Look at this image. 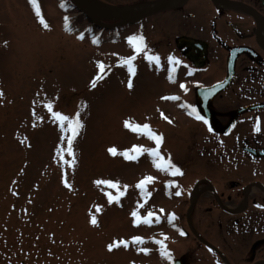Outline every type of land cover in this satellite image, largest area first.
Instances as JSON below:
<instances>
[{
  "label": "rangeland",
  "instance_id": "obj_1",
  "mask_svg": "<svg viewBox=\"0 0 264 264\" xmlns=\"http://www.w3.org/2000/svg\"><path fill=\"white\" fill-rule=\"evenodd\" d=\"M38 4L47 29L29 0H0V264H169L153 241L166 245L171 262L224 263L217 252L192 242L189 227L228 257L222 239L232 240L229 259L235 264L239 235L264 226V212L224 213L221 206L229 204L228 197L236 191L225 183L213 209L198 210L212 186L220 183L218 169L199 184L197 178L181 180L170 170L159 171L148 155L157 151L156 144L124 127L126 121L141 128L148 125L162 137L158 153L163 162L170 161L184 174L204 176L199 166L205 159L191 146L193 123L168 115L173 110L161 99L157 66L145 58L149 54L129 72L128 40L138 37V31L89 37L86 21L64 0ZM103 39L109 41L100 43ZM53 113L69 120L79 115L83 125L72 145L74 166L73 157L66 155L71 138L67 125L61 131ZM175 122L182 123L181 130H171ZM133 148L144 153H133ZM109 149L118 155L111 156ZM146 178L152 182L141 192L137 185ZM254 191L250 188L248 194ZM133 212L142 219L151 214L159 223L153 219L152 227H134ZM137 238L145 243L132 245ZM121 241L128 243L127 250L121 246L107 251Z\"/></svg>",
  "mask_w": 264,
  "mask_h": 264
},
{
  "label": "flooded vegetation",
  "instance_id": "obj_2",
  "mask_svg": "<svg viewBox=\"0 0 264 264\" xmlns=\"http://www.w3.org/2000/svg\"><path fill=\"white\" fill-rule=\"evenodd\" d=\"M84 1L85 7L90 3L131 9L167 7L136 22H124L122 16L103 20L104 24L114 25L109 28L91 26L84 15L80 16L95 36L138 31L144 38L146 52L137 54L130 46L125 59L135 56V67L145 54L159 57V66L155 64L160 96L173 110L168 115L193 123L189 125L195 135L191 146L205 159L204 165L199 166L205 171L204 176L186 172L180 176L181 180L197 178L199 184L209 179L213 169L219 171L220 183L212 186L210 195L200 203L198 210H212V202L223 194L225 183L236 191L233 197H228L229 204L221 206L224 213L235 216L247 211L264 212V176L256 175L264 174V0ZM169 57L180 64H169ZM217 84H222L223 90L211 97L205 89ZM181 85L185 86L183 90ZM185 105L196 108L202 120L208 123L194 119ZM257 121L259 131L255 130ZM170 125L171 130L176 131L181 130L178 125L182 123ZM250 188L255 191L248 194ZM191 209L192 204L188 211ZM189 230L193 243L217 252L225 258L222 264H234L233 257L232 261L229 259L233 255L232 240L222 239L228 257L217 250L216 243L202 237L192 227ZM238 240L235 264H264V226L244 229Z\"/></svg>",
  "mask_w": 264,
  "mask_h": 264
},
{
  "label": "snow or ice",
  "instance_id": "obj_3",
  "mask_svg": "<svg viewBox=\"0 0 264 264\" xmlns=\"http://www.w3.org/2000/svg\"><path fill=\"white\" fill-rule=\"evenodd\" d=\"M29 4L32 6L33 10H34V14L35 16L38 18L39 20V23L45 28L47 29V24L45 23V20L43 19L42 17V13H41V9L39 7V4H38V0H29ZM61 7L63 8L64 5L61 4ZM65 23L67 25V18H65ZM70 27V26H69ZM78 39L80 40H83L84 37L83 36H79ZM93 43H95V41H93ZM128 44L132 47L133 51L137 54H140L141 52H146V47H145V44H144V38L142 36H138V37H131L129 38L128 40ZM145 58L150 62V63H157V66L158 65V61H159V57H153L151 55H146ZM135 60V56L132 57L131 59L127 60L126 61V64L128 65V68H129V72L132 73L133 72V62ZM169 64H176V65H179L180 62L178 60H175L174 58L172 57H169ZM98 67H100L101 69H103L105 66L104 65H99ZM101 79V76H97L96 77V80L99 81ZM170 82H175L174 80H171L170 79ZM93 87H95V82L93 83L92 85ZM181 89L183 90L184 89V85H181L180 86ZM129 88L131 89V83H129ZM3 97V94L0 93V98ZM164 99H172V100H176L178 98L176 97H165ZM48 111L51 113L52 111V105L51 104H48L46 105ZM185 110L188 111V114L193 116L194 119H196L197 121H201L203 122L204 124H207V120H202V117L197 113V109L194 108V107H189L188 105H185ZM52 118L53 120L59 122L60 126H61V131H64L65 130V125H67V132L70 134L71 138L67 140V151H66V155L69 156V157H73L72 159V165L74 166L75 165V159H74V153L72 151V145H73V142H74V139L75 137L78 135L79 133V130L83 127L82 124H80L79 122V115H77V117L75 119H72V120H69L68 118L64 117L63 115H60V114H57V113H53L52 114ZM124 127L127 131L129 132H133L135 134H137V136H146L149 140L153 141L155 144H156V148H157V151H152V152H149L148 155L153 158V162L157 168V170L159 171H171V174L173 176H182L183 173L181 172V170L179 168H175L171 162H163L162 161V158L160 157L159 153H158V149L160 147V144L162 142V137H159V136H156L153 134V132L151 131V129L149 128L148 125H145L143 126V128L139 127V126H135L129 122H125L124 123ZM256 131H259L260 130V122L257 121L256 123ZM209 131L211 132V128H209ZM22 144L25 143L24 140H21L20 141ZM132 152L133 153H137V154H143L144 153V149H141V148H133L132 149ZM109 154L113 157H115L116 155H118L117 151L115 149H109ZM61 155V158H63V155L64 153L61 152L60 153ZM126 160L130 159V155L129 153L125 152L122 154ZM136 159H138V156L135 157ZM152 182L151 181V178H146L144 181L141 182V184L137 185V188L141 191V192H144L145 191V185H147L148 183ZM98 185L100 183H104L102 181H97L96 182ZM64 186L66 188H69L70 185L65 181V184ZM108 188H117V185L115 184H112V183H107L106 185ZM169 187H178L177 185H169ZM176 195L179 196L180 195V192L177 191L176 192ZM108 200L109 202L111 203L113 201V197L111 195L108 196ZM99 211V210H97ZM155 219L157 223H159V218L158 217H152L151 214H149L148 218L147 219H142L140 218L136 212H133L132 214V220L134 221V224L133 226L134 227H139L141 223H143L144 225L148 226V227H152V223L151 221ZM175 220V217L173 216L171 219H170V223L172 221ZM91 223L93 226H96L97 224V221L95 219V217L92 218L91 220ZM181 235H183V233H180ZM163 239H167V237H164ZM132 245L136 246V245H143L145 243V241L143 240H140V239H133L131 242H130ZM153 243H156L158 244L159 248L161 249V252H160V255L162 258L166 259L169 261V264H171V259H172V256H171V253L167 251L166 249V245L163 244L162 242L160 241H153ZM124 247L125 250L128 249V243L127 242H114L113 245H110L108 248H107V251L109 253H111L113 250H114V247L118 248V247ZM149 253L147 251L144 252V255H148Z\"/></svg>",
  "mask_w": 264,
  "mask_h": 264
},
{
  "label": "water",
  "instance_id": "obj_4",
  "mask_svg": "<svg viewBox=\"0 0 264 264\" xmlns=\"http://www.w3.org/2000/svg\"><path fill=\"white\" fill-rule=\"evenodd\" d=\"M69 3L76 9L78 10L79 12L85 14V16L88 17L89 21L94 24V25H97V26H103V27H112L114 25H103V24H100L98 18H96L92 11L91 10H87L81 0H68ZM94 8L95 9H105V10H113V11H116V10H122V11H125L130 15L129 18H126L124 20V22H136L137 20H140L144 17H147V16H151L155 13H158L160 10L164 9V8H167V7H159V6H154V7H151V8H145V9H141V10H133L131 8H118V7H113V6H108V5H105L103 3H94ZM93 10V9H92ZM222 89L221 86H218V87H213L212 88V91H213V95L216 94L217 92H219L220 90ZM173 264H184L181 260H175Z\"/></svg>",
  "mask_w": 264,
  "mask_h": 264
},
{
  "label": "bare ground",
  "instance_id": "obj_5",
  "mask_svg": "<svg viewBox=\"0 0 264 264\" xmlns=\"http://www.w3.org/2000/svg\"><path fill=\"white\" fill-rule=\"evenodd\" d=\"M84 1V0H83ZM85 2V1H84ZM90 5H92L90 3ZM135 10H140V7H136ZM125 15V12L122 11H113V10H105V9H95L93 7V15L97 18H103V19H113L116 17V15Z\"/></svg>",
  "mask_w": 264,
  "mask_h": 264
}]
</instances>
